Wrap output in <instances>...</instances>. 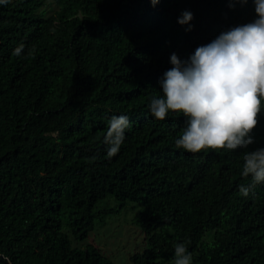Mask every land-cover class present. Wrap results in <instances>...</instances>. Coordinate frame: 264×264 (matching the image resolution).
Returning a JSON list of instances; mask_svg holds the SVG:
<instances>
[{
    "label": "trees",
    "instance_id": "16d2710c",
    "mask_svg": "<svg viewBox=\"0 0 264 264\" xmlns=\"http://www.w3.org/2000/svg\"><path fill=\"white\" fill-rule=\"evenodd\" d=\"M255 18L252 0L0 4V264H115L83 243L113 211L97 207L107 197L141 205L132 264H170L178 242L192 264H264V183L239 192L251 183L244 152L264 148V100L248 149L196 154L175 146L182 115L161 121L148 107L173 53L186 60ZM121 114L131 126L108 157V120Z\"/></svg>",
    "mask_w": 264,
    "mask_h": 264
},
{
    "label": "clouds",
    "instance_id": "9594fccd",
    "mask_svg": "<svg viewBox=\"0 0 264 264\" xmlns=\"http://www.w3.org/2000/svg\"><path fill=\"white\" fill-rule=\"evenodd\" d=\"M155 6L159 0H151ZM9 0H0L7 5ZM245 5L248 0H229ZM256 18L221 32L213 41L197 47L186 60L170 57L172 68L159 78L162 95L151 98L150 114L157 120L174 114L184 117V126L175 146L196 154L205 149H248L255 143L251 135L258 124L264 100V0H252ZM193 14L182 13L178 22L189 25ZM25 46L13 50L21 56ZM36 51L30 48L26 58ZM131 126L127 115H113L108 120L104 143L108 157L115 155ZM241 175L251 183L239 186L244 197L264 183V148L245 151ZM170 264H192L186 243L173 245Z\"/></svg>",
    "mask_w": 264,
    "mask_h": 264
},
{
    "label": "rangeland",
    "instance_id": "374dc122",
    "mask_svg": "<svg viewBox=\"0 0 264 264\" xmlns=\"http://www.w3.org/2000/svg\"><path fill=\"white\" fill-rule=\"evenodd\" d=\"M113 208L101 220L95 221L93 230L83 243H91L115 264H132L130 256L144 247V235L137 222L141 205L128 201L119 207L115 199L107 197L97 204Z\"/></svg>",
    "mask_w": 264,
    "mask_h": 264
}]
</instances>
